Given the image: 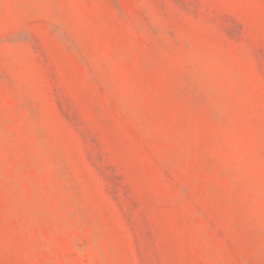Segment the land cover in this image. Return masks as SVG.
<instances>
[{"label": "rangeland", "instance_id": "obj_1", "mask_svg": "<svg viewBox=\"0 0 264 264\" xmlns=\"http://www.w3.org/2000/svg\"><path fill=\"white\" fill-rule=\"evenodd\" d=\"M0 264H264V0H0Z\"/></svg>", "mask_w": 264, "mask_h": 264}]
</instances>
